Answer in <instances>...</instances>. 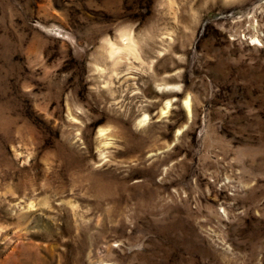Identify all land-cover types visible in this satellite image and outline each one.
<instances>
[{
	"label": "rangeland",
	"instance_id": "374dc122",
	"mask_svg": "<svg viewBox=\"0 0 264 264\" xmlns=\"http://www.w3.org/2000/svg\"><path fill=\"white\" fill-rule=\"evenodd\" d=\"M0 264H264V0H0Z\"/></svg>",
	"mask_w": 264,
	"mask_h": 264
},
{
	"label": "bare ground",
	"instance_id": "6f19581e",
	"mask_svg": "<svg viewBox=\"0 0 264 264\" xmlns=\"http://www.w3.org/2000/svg\"><path fill=\"white\" fill-rule=\"evenodd\" d=\"M186 99V98H185ZM184 104H185V106L189 109L190 108V102H189V99H186L185 101H184Z\"/></svg>",
	"mask_w": 264,
	"mask_h": 264
}]
</instances>
